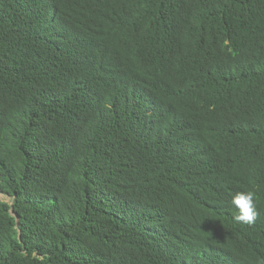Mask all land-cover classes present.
I'll use <instances>...</instances> for the list:
<instances>
[{"label":"trees","instance_id":"obj_1","mask_svg":"<svg viewBox=\"0 0 264 264\" xmlns=\"http://www.w3.org/2000/svg\"><path fill=\"white\" fill-rule=\"evenodd\" d=\"M0 193V264H264V0H0Z\"/></svg>","mask_w":264,"mask_h":264},{"label":"clouds","instance_id":"obj_2","mask_svg":"<svg viewBox=\"0 0 264 264\" xmlns=\"http://www.w3.org/2000/svg\"><path fill=\"white\" fill-rule=\"evenodd\" d=\"M255 199L252 191H240L232 197L231 203L238 210V214L233 217L236 222L247 225L255 223L259 215Z\"/></svg>","mask_w":264,"mask_h":264},{"label":"rangeland","instance_id":"obj_3","mask_svg":"<svg viewBox=\"0 0 264 264\" xmlns=\"http://www.w3.org/2000/svg\"><path fill=\"white\" fill-rule=\"evenodd\" d=\"M0 199L7 203H11V199L8 196L1 194V193H0Z\"/></svg>","mask_w":264,"mask_h":264},{"label":"water","instance_id":"obj_4","mask_svg":"<svg viewBox=\"0 0 264 264\" xmlns=\"http://www.w3.org/2000/svg\"><path fill=\"white\" fill-rule=\"evenodd\" d=\"M12 215H13V212H12ZM17 220H18V217H17Z\"/></svg>","mask_w":264,"mask_h":264}]
</instances>
